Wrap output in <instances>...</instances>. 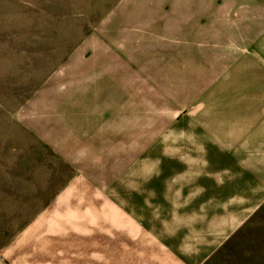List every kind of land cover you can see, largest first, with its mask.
Here are the masks:
<instances>
[{
    "label": "rangeland",
    "instance_id": "1",
    "mask_svg": "<svg viewBox=\"0 0 264 264\" xmlns=\"http://www.w3.org/2000/svg\"><path fill=\"white\" fill-rule=\"evenodd\" d=\"M247 67L264 0H0V264H180L169 224L220 199L163 133ZM244 225L207 264H264V208Z\"/></svg>",
    "mask_w": 264,
    "mask_h": 264
},
{
    "label": "crops",
    "instance_id": "2",
    "mask_svg": "<svg viewBox=\"0 0 264 264\" xmlns=\"http://www.w3.org/2000/svg\"><path fill=\"white\" fill-rule=\"evenodd\" d=\"M228 76L229 84L197 90L175 118L178 127L171 131V118L163 133L165 162L178 157L180 181L196 180L210 189V199H220L212 208L175 217L165 230L180 264H204L264 204V73L234 68ZM180 188L173 193L178 204Z\"/></svg>",
    "mask_w": 264,
    "mask_h": 264
},
{
    "label": "trees",
    "instance_id": "3",
    "mask_svg": "<svg viewBox=\"0 0 264 264\" xmlns=\"http://www.w3.org/2000/svg\"><path fill=\"white\" fill-rule=\"evenodd\" d=\"M262 208H264V204L256 211V212H258L259 210H261ZM255 212V213H256ZM254 213V214H255ZM254 214H253V216H254ZM252 216V217H253ZM251 217V218H252ZM250 218V219H251ZM249 219V220H250ZM248 220V221H249ZM247 221V222H248ZM246 222V223H247ZM245 223V224H246ZM243 226H245V225H243ZM243 226L240 228V229H238L204 264H207L210 260H212L214 257H216L218 254H220L221 252H223L224 251V249H225V247L228 245V244H230V243H232L234 240H235V238L236 237H238L239 235H240V233H241V231H242V228H243Z\"/></svg>",
    "mask_w": 264,
    "mask_h": 264
}]
</instances>
